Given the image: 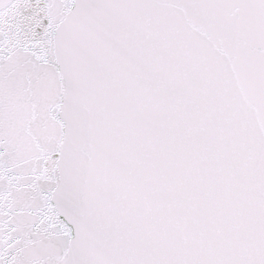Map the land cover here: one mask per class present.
Instances as JSON below:
<instances>
[{"label":"snow or ice","instance_id":"snow-or-ice-1","mask_svg":"<svg viewBox=\"0 0 264 264\" xmlns=\"http://www.w3.org/2000/svg\"><path fill=\"white\" fill-rule=\"evenodd\" d=\"M0 264H264V0H0Z\"/></svg>","mask_w":264,"mask_h":264}]
</instances>
